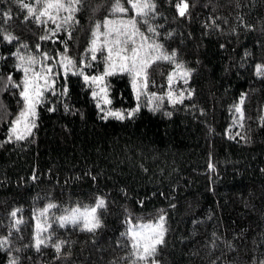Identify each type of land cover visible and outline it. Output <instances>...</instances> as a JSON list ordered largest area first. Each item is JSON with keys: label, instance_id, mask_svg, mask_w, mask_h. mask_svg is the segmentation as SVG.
<instances>
[{"label": "trees", "instance_id": "1", "mask_svg": "<svg viewBox=\"0 0 264 264\" xmlns=\"http://www.w3.org/2000/svg\"><path fill=\"white\" fill-rule=\"evenodd\" d=\"M188 2L189 14L179 17L169 0H155L150 19L159 33L153 38L168 53L175 51L177 62L191 70L187 83L173 81L175 92L192 93L182 104L173 107L165 100L158 112L142 107L131 119L105 121L92 88L81 76L69 73L65 78L57 67V94L45 93V102L37 107L34 135L6 142L9 122L20 108L19 90L0 92L7 112L0 119V236L10 231L11 211L21 209L18 217L24 220L19 232L11 229V250L0 251V264H8L13 256L20 264H131L121 259L130 252L122 246L128 244L121 236L126 221L154 222L161 210L168 231L156 256L158 264L264 260V77L255 72L257 64L264 65V0ZM111 3L85 0L76 14L79 22L58 32L54 43L39 39L44 27L25 22V13L13 0H0V13L12 16L0 27L19 38L13 44L0 43V76L21 80L12 55L20 43L28 45L21 48L26 55H39V44L40 52L58 56L66 41L67 55L78 65L90 60L86 49L91 30L112 18ZM139 26L152 36L148 25ZM91 63L86 74L103 71L99 54ZM173 70L167 62L153 65L148 91L165 95ZM106 83L112 109L136 106L127 75L107 77ZM63 87L67 94L61 96ZM242 96L243 128L234 124V106ZM97 197L105 198L107 209L101 210L103 226L95 233L53 222V242H67L59 258L51 246L40 252L30 246L36 210L56 204L49 213L51 222L53 215L74 205H91Z\"/></svg>", "mask_w": 264, "mask_h": 264}, {"label": "snow or ice", "instance_id": "2", "mask_svg": "<svg viewBox=\"0 0 264 264\" xmlns=\"http://www.w3.org/2000/svg\"><path fill=\"white\" fill-rule=\"evenodd\" d=\"M85 0H13L17 4L19 10L24 14L25 22H33L44 27V35L39 37L40 40H53L61 30H67L66 26H72L79 21L76 14L81 11ZM176 9L179 17H186L189 14L188 0H169ZM127 3L128 7L125 6ZM101 5H97L98 10ZM156 10L155 0H112L110 12L112 18H105L102 23H95L91 30V38L89 46L86 49V55L90 56V60L82 59L79 65L67 55V42L65 43L64 52L58 56H51L47 52H40V45H36V51L39 55L24 54L21 48L27 49L28 45L20 43L15 52L12 53L15 58L14 67L16 71L22 72V78L18 82L13 79L11 74L6 77L0 76V92L18 89V104L20 108L15 117L9 122L7 141L20 142L27 140L33 136V130L37 127V107L46 100L45 93L51 92L56 95V81L61 75L55 71L57 67L63 70L66 78L69 73L81 76L85 84L92 88V97L96 101V107L101 113L100 119H115L123 121L131 119L138 113L142 107H148L149 111L155 113L162 109L165 100L173 107L182 104L185 99H190L192 93L188 92L185 96L184 91L175 92L173 89L174 79L183 80L187 83L191 76V70L185 68L182 63L177 62L176 52L168 53L163 44L159 43L153 37L158 36L156 28L150 24V19L154 17ZM129 11L134 15L128 17ZM11 13H0V24L7 23L11 20ZM51 23L54 28L47 27ZM140 23L148 25L146 35L140 29ZM213 26L219 27L213 20ZM69 39L71 32L68 33ZM19 38L4 28L0 27V43L13 44ZM99 58L103 63V71L98 75L86 74L84 69L92 66L93 61ZM51 61V63H49ZM160 62H167L174 65V70L168 74V91L165 95H157L150 93L149 88V69L153 65ZM256 75L264 77V65L257 64L255 66ZM117 74L127 75L130 79L132 91L137 101L136 106L130 110L112 109L110 106L112 100L109 98L106 78ZM15 94V93H14ZM67 94V88L63 87L59 95ZM244 97L242 96L239 103L234 106V112L237 114L234 124H239L243 128L245 119L243 111ZM0 119L7 114L6 109L0 104ZM49 108V111H54ZM67 110V106H66ZM171 112L165 115L171 116ZM264 119V117H262ZM236 135H240L239 132ZM234 138V137H230ZM243 139V137H242ZM211 168L212 165L210 164ZM54 203L47 204L43 209H38L34 213L35 229L33 235V243L37 252L41 248L51 246L55 252L59 254L66 241L57 240L53 242L54 233L50 231L52 223H56L60 228L71 225L73 228L78 227L80 231L95 233L103 226L101 219V210L107 209L105 198L97 197L94 204L76 206L70 210H65L59 216L53 215L51 222L49 218L50 210L56 208ZM21 209H15L10 212L12 223L10 231L7 235L0 236V251L11 250L12 230L20 231V225L24 223L22 218L18 217ZM127 230L121 233L125 237L128 244L122 245L129 247L128 257L121 259H130L131 264H158L156 256L161 246L165 244V236L168 228L166 227V216L161 210V214L154 222L134 223L127 220ZM215 235V234H213ZM26 245L25 247H28ZM16 252L21 249H15ZM8 264H20L19 257L13 256ZM113 264H116L113 261ZM259 264H264V260Z\"/></svg>", "mask_w": 264, "mask_h": 264}, {"label": "rangeland", "instance_id": "3", "mask_svg": "<svg viewBox=\"0 0 264 264\" xmlns=\"http://www.w3.org/2000/svg\"><path fill=\"white\" fill-rule=\"evenodd\" d=\"M93 204H94V203H93ZM91 205H92V204H91ZM76 206H78V205H74V206H72L71 208L76 207ZM79 206H83V204H82V205H79ZM71 208H69V209L67 208V209H65V210H70ZM65 210H64V211H65ZM64 211H63V212H64ZM63 212H62L61 214H63ZM61 214H59V215H61ZM146 223H149V221L146 222Z\"/></svg>", "mask_w": 264, "mask_h": 264}]
</instances>
